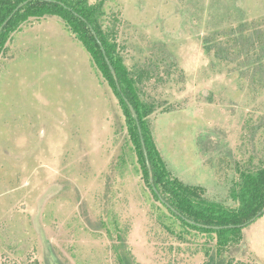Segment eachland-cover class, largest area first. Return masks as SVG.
<instances>
[{
  "label": "rangeland",
  "instance_id": "374dc122",
  "mask_svg": "<svg viewBox=\"0 0 264 264\" xmlns=\"http://www.w3.org/2000/svg\"><path fill=\"white\" fill-rule=\"evenodd\" d=\"M79 1V0H73ZM102 14L174 178L240 206L264 169V0H82ZM0 44V264H205L215 240L154 198L117 95L59 16ZM225 252L264 264V215Z\"/></svg>",
  "mask_w": 264,
  "mask_h": 264
},
{
  "label": "trees",
  "instance_id": "16d2710c",
  "mask_svg": "<svg viewBox=\"0 0 264 264\" xmlns=\"http://www.w3.org/2000/svg\"><path fill=\"white\" fill-rule=\"evenodd\" d=\"M26 1L28 0H0V27L17 7ZM46 15L59 16L68 24L77 39L89 50L98 68L113 88L125 113L130 140L138 154L143 178L154 198L171 218L180 223L185 231L205 236L212 241L215 240L214 249L211 246L204 249L207 258L205 264H232L233 260L225 257L226 249L238 240L243 227L248 226L251 220L264 209V169L243 174L239 193L240 206L237 209H229L223 205L208 202L202 196L200 188L187 186L171 176L154 145L145 121V117L149 113L136 95L134 80L130 77L129 71L118 53L115 36L103 30L102 14L97 8L89 7L82 0H32L8 22L0 34V44L4 42L7 34L20 23L26 22L30 18H41ZM93 32L96 33L97 38ZM99 42L103 45L106 57ZM106 58L109 59L116 71L120 91ZM125 100H128L134 107L141 132ZM142 140H144L152 168L153 185L150 181ZM113 249L118 264H137L124 238L119 236Z\"/></svg>",
  "mask_w": 264,
  "mask_h": 264
},
{
  "label": "water",
  "instance_id": "95a60500",
  "mask_svg": "<svg viewBox=\"0 0 264 264\" xmlns=\"http://www.w3.org/2000/svg\"><path fill=\"white\" fill-rule=\"evenodd\" d=\"M31 1H32V0H28V1H26L25 3H23L22 5H20L19 7H17V9L14 11V13H13V14L8 18V20H7V21H6V22L0 27V34H1L2 31L4 30V28L6 27V25L8 24V22L13 18V16H14V15H15L20 9H22L25 5H27V4H28L29 2H31ZM93 34H94L95 37H96V33L93 32ZM96 38H97V37H96ZM99 46L101 47V49H102V51H103V54H104L105 57H106V52H105V50H104V48H103L102 43L99 42ZM106 61H107V64H108V66H109V68H110V71H111V73H112V76H113V78H114V80H115V83H116V85H117V88H118V90L120 91V85H119V82H118V77H117L116 71L114 70L113 66L110 64V61H109L108 58H106ZM125 101H126L128 107H129V109H130V111H131L133 117L136 119L138 126H139L138 115H137V113H136L134 107L128 102V100H125ZM139 131L141 132L140 126H139ZM142 146H143L144 154H145V157H146L147 167H148V170H149L150 181H151V183H152V185H153V173H152L151 165H150L149 160H148V154H147V151H146V147H145L144 140H142ZM154 189H155V188H154ZM155 191H156V189H155ZM262 215H264V209H263V210L261 211V213H259L254 219H252L251 222H250L249 224L255 222V221H256L258 218H260Z\"/></svg>",
  "mask_w": 264,
  "mask_h": 264
}]
</instances>
